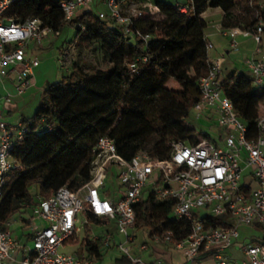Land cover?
Masks as SVG:
<instances>
[{
  "label": "built area",
  "instance_id": "1",
  "mask_svg": "<svg viewBox=\"0 0 264 264\" xmlns=\"http://www.w3.org/2000/svg\"><path fill=\"white\" fill-rule=\"evenodd\" d=\"M14 1L0 0V78L16 74V89L22 94L30 86L32 68L38 64V59H28V44L34 41L42 46L46 39L59 38L61 31L44 27L38 18L20 22L9 16ZM96 1L61 0L64 21L70 24ZM125 2L101 0L107 10L99 12V18L121 26L133 44L149 43L150 35L136 28V20L144 15L160 14L159 8L146 4L143 9L128 14L123 9ZM261 8L264 9V4ZM190 9L194 6H183L179 12L187 14ZM218 31L230 39L234 52L240 50V36L254 40L255 51L246 60V68L255 88L264 94V22L253 31L240 26L223 29L221 25ZM213 48L209 43L208 52ZM225 61V55L217 59L208 56L209 69L199 81L200 100L193 109L198 119L207 115L214 120L222 146L211 137L195 133V144L187 140L171 142L172 154L168 160L153 159L146 152L127 160L119 154L113 135L123 122L120 115L111 133L100 138L94 148L90 182L77 191L62 187L47 200L34 197L33 204L26 205L18 217L15 215L0 226V264H93L91 258L61 251L69 241H76L80 233L79 216L87 214L115 221L117 234L123 239L116 244L110 236L94 237L91 243L100 241L104 247L114 244L130 264H167L161 257L150 263L131 252L137 232L135 207L149 194L159 204L171 202L173 216L190 223L189 235L180 241L171 232L152 237L154 244H163L183 254L187 259L185 264L206 259L217 264L240 261L264 264V238L253 237L249 244L240 241V227L259 224L264 229V113L253 118L256 130H250L233 101L224 94ZM138 73L137 63L131 64L130 74ZM10 101L5 99L6 103ZM258 107L264 112V104L252 106L251 110ZM186 123L191 125L189 120ZM27 132L23 120L11 125L0 114V200L8 180L20 166L14 150ZM245 173L256 181V188L245 190L242 185ZM110 179L116 184L114 191L108 189ZM214 219H222L225 225H216ZM151 247L144 243L140 250L148 251Z\"/></svg>",
  "mask_w": 264,
  "mask_h": 264
},
{
  "label": "trees",
  "instance_id": "2",
  "mask_svg": "<svg viewBox=\"0 0 264 264\" xmlns=\"http://www.w3.org/2000/svg\"><path fill=\"white\" fill-rule=\"evenodd\" d=\"M60 1L15 0L8 15L20 22L38 18L44 27L54 31L80 26L77 43H96L109 67L87 71L81 64L73 63L60 81L44 91L34 116L23 119L28 132L14 150L20 166L8 180L0 200V226L21 214L26 205L33 204L34 197L47 200L62 187L77 191L90 182L94 148L100 138L111 133L121 112L135 120L134 125L128 128L125 125L120 132L121 143L113 134L119 154L127 160L139 152H146L153 159L168 160L171 142L187 140L195 144L197 138L186 121L200 100L199 81L209 69L208 23L202 14L209 7L222 9L223 29L240 26L253 31L264 22L261 8L264 0H187L175 5L157 2L160 14L144 15L135 24L151 40L147 44L143 41L133 44L121 26L101 20L95 10H84L67 24ZM183 6L194 9L181 14ZM162 51L173 55V60L162 59ZM144 58L148 61L144 62ZM138 59L141 60L137 62ZM183 59L191 64L196 79H191L180 66ZM133 63L139 67L134 76L130 74ZM120 85L122 93L118 92ZM223 91L249 129L255 131L256 121L249 116L250 107L264 104V94L255 88L248 73L227 74ZM135 208L136 229L149 230L151 238L171 232L180 241L190 233V223L173 216L171 202L159 204L149 194ZM86 217V233L79 249L86 255L79 257L99 262L105 249L100 241L91 243L89 226L92 223L113 226L114 221L92 214ZM214 223L225 225L222 219H214ZM122 262L130 264L124 259L119 263Z\"/></svg>",
  "mask_w": 264,
  "mask_h": 264
},
{
  "label": "crops",
  "instance_id": "3",
  "mask_svg": "<svg viewBox=\"0 0 264 264\" xmlns=\"http://www.w3.org/2000/svg\"><path fill=\"white\" fill-rule=\"evenodd\" d=\"M156 2H152L149 0H126V2L123 5V9L131 6V5H140L142 8L146 4H152L156 6ZM180 4V3H178ZM184 4V3H181ZM87 10H98V12L107 10L105 6L101 3V0H97L91 7H89ZM215 15L216 18V24L210 25L212 21L208 18V16ZM224 16V12L222 10H207L204 14H202V18L205 19L208 23V30H207V39L211 44H213L214 48L208 52V55L211 59H217L221 56H226V61L224 63V75L226 77L227 74L233 73L235 71H247L246 68V60L253 57L254 51H255V43L252 38H245V37H239V43H240V50L238 52H234L230 48V39L226 36H223L219 31L218 28L221 25L222 27V19ZM58 39V38H57ZM54 38L46 39L44 44L42 46H38L36 42H30L27 46V57L31 61L38 59V64L32 68V76L30 81V86L25 90L24 93L19 94L17 92V83H18V77L17 75H13L9 78H0V114L4 118V120L8 123L12 119L14 120V123H19L25 118H31L36 113L40 101L42 99L44 91L49 87L50 84H53L55 82H58L61 80L62 76L67 72L69 69L65 68L62 64V60L60 59L59 55L53 54V53H40L39 55H35L33 53V48L38 47L41 48V50H45V48L50 47L58 43V40ZM58 46V45H57ZM59 48V46H58ZM263 49H264V40H263ZM60 50V48H59ZM229 63L228 68L225 69V64ZM190 76V75H189ZM191 79L194 80L195 74L193 71V76H190ZM9 98L11 101L9 103L5 102V99ZM18 112V117L16 115L15 118V112ZM251 111V107H250ZM250 115V112H249ZM199 119H203V123L207 126H213L215 125L214 120L210 117H207V115L201 116ZM205 119V120H204ZM219 131V135H220ZM242 185L247 189H252L257 187L256 181L249 176V174L244 175L242 179ZM86 219V217H85ZM107 220V219H105ZM111 221V220H107ZM80 233L76 238V241H72L70 243H67L63 248L62 252L66 254H74L78 255L80 253V244L83 238L85 237V229L83 226H80V218H79V224ZM247 226L240 227L241 230V236L243 238L242 242H245L246 238L249 235H246L244 232L246 231ZM84 230V231H82ZM89 232H90V240L94 237H99L100 239L104 236H110L112 238L113 243L119 244L120 239L117 234V226L116 222H113V226L110 224H97L92 223L89 226ZM252 238V237H251ZM102 246V245H101ZM71 248L69 252L66 251L67 248ZM105 251L103 252L104 255L106 252H108L109 249L115 247L114 244L111 247H104L102 246ZM159 245H153L148 251H141L139 250L134 255L138 257H142L143 259H146L150 263H154L157 258H163L164 261L167 264H172L170 261V257L168 254L164 251V249L160 248ZM235 252V250H233ZM82 256L86 255V252L81 253ZM79 256V255H78ZM104 259V256H103ZM102 259V261H103ZM124 260H127L126 257ZM102 261H99L100 263ZM128 261V260H127ZM93 264H96L94 262ZM121 264H125L122 262Z\"/></svg>",
  "mask_w": 264,
  "mask_h": 264
},
{
  "label": "rangeland",
  "instance_id": "4",
  "mask_svg": "<svg viewBox=\"0 0 264 264\" xmlns=\"http://www.w3.org/2000/svg\"><path fill=\"white\" fill-rule=\"evenodd\" d=\"M149 1H152V2L157 1V2L164 3V4L175 5L177 3H180V4L185 3L187 0H149ZM135 9L141 10L143 8L140 5L136 4V5H131L125 8L124 11L130 14ZM216 9L222 10L220 8H213V7H209L207 10H216ZM95 11L98 12V10H95ZM208 18L210 19V21H212L210 25L216 24L217 17L215 15L208 16ZM79 27L80 26L73 25V26L64 28V30L60 34V37L56 39L58 40V43L56 42L55 44L53 43L52 46L45 48V50H41V48H38L36 46L33 48V53L35 55H39L42 52L43 53L47 52L46 54L50 52L53 54L57 53V55H59L60 59L62 60L63 66L68 69H70L72 64L75 62L81 64L87 71H94L96 69H102V70L107 69L109 67V63L108 61L104 59L103 53L101 52V50L99 49V46L96 43L83 44V45H81L80 43H77L75 39L77 37V30L79 29ZM57 45L59 46L60 50ZM161 55H162V59L166 61L173 60V57H172L173 55L165 51H162ZM181 65L188 71L190 76H193V68L187 59L181 60L180 66ZM228 65L229 63L225 64V69L228 68ZM118 92L120 93L123 92V86L120 85ZM118 109L121 110V108H118ZM263 113H264L263 110L259 107L252 108L250 112V117L256 119L259 116H261ZM16 115L18 117L17 111L15 112V115L13 118H15ZM121 115L124 118L121 124V127L114 131V135L117 137L119 143H121V139H122L121 137H119V134L124 128V126L126 125V128H128L129 126H132L135 124V120L132 119L130 116L125 115L123 112H121ZM197 117H198V113H196L195 111H192L189 122L191 123V127L194 133H197L198 135H200V137H204V136L211 137L213 140L217 141L220 146H222L223 142L220 140L221 136H219V130L217 129V126L216 125L207 126L203 123L202 121L203 119H198ZM8 123L11 125H16L13 119ZM143 127H146V124H144ZM57 150H59V148H57ZM107 186L110 191H114L116 188V184L115 182L112 181V179H110L107 182ZM16 217H18V215H16ZM79 218H80V226L83 229L84 223L86 221L85 216L80 215ZM244 233L246 235H249L245 240L246 244L251 243L253 237L254 238L255 237L264 238V229L259 224L246 227V231ZM119 239L120 241L123 240L120 237ZM144 243H148L149 246H153V245L161 246L160 248L164 249V251L170 257V261L172 264H185L187 261L185 256L181 254L179 251L175 250L174 248H169L163 244H154L152 238L149 236V230L147 229L137 230L135 242L131 244L132 254H135L136 252H138L140 250L141 245ZM29 245L32 246V242H29ZM70 250L71 248L69 247L66 249L67 252H69ZM78 255L81 256L82 254L79 253ZM236 256H237L236 258L239 259L240 261L241 258L238 257L239 255H236ZM125 257L126 256L122 252H120L118 248L113 247L109 249L108 252H106V254L104 255L103 261L101 263L96 262V264H121L119 262L123 260ZM240 262L239 264H241ZM194 264H217V262L211 259H206L201 262L196 261Z\"/></svg>",
  "mask_w": 264,
  "mask_h": 264
}]
</instances>
